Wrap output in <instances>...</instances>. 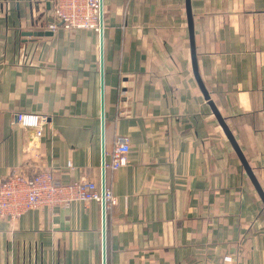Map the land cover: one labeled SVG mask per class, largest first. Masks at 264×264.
Wrapping results in <instances>:
<instances>
[{
  "label": "crops",
  "instance_id": "crops-1",
  "mask_svg": "<svg viewBox=\"0 0 264 264\" xmlns=\"http://www.w3.org/2000/svg\"><path fill=\"white\" fill-rule=\"evenodd\" d=\"M53 4L0 0V182L48 169L102 184L100 33L51 32ZM103 7L106 159L130 142L105 174L106 264H264V0ZM190 17L200 78L257 184L197 81ZM19 112L47 116L39 140ZM0 264H103L102 205L0 218Z\"/></svg>",
  "mask_w": 264,
  "mask_h": 264
},
{
  "label": "built area",
  "instance_id": "built-area-1",
  "mask_svg": "<svg viewBox=\"0 0 264 264\" xmlns=\"http://www.w3.org/2000/svg\"><path fill=\"white\" fill-rule=\"evenodd\" d=\"M47 28L56 32L60 28H91L100 33L101 0H54L53 8L44 18ZM17 123L35 129L36 139L43 134L47 116L29 112H19ZM129 138L120 135L116 138L110 160L105 159L102 168L117 170L128 162ZM111 190L88 178H80L67 184H58L51 170L26 174L13 170L0 182V218L16 220L26 211L34 208H54L68 205L73 201L95 200L106 210L115 202Z\"/></svg>",
  "mask_w": 264,
  "mask_h": 264
},
{
  "label": "water",
  "instance_id": "water-1",
  "mask_svg": "<svg viewBox=\"0 0 264 264\" xmlns=\"http://www.w3.org/2000/svg\"><path fill=\"white\" fill-rule=\"evenodd\" d=\"M189 4V2H188ZM189 16H190V11H189ZM103 27H104V7H103V0H101V29H100V49H101V120H102V142H103V165L105 164V159H106V152H105V103H104V59H103ZM190 33H191V44H192V55H193V64H194V72L195 76L197 78V81L200 85V88L207 100H209V104L212 106V109L219 120L220 124L224 128L226 134L228 135L230 141L232 142L235 150L237 151L240 159L242 160L247 172L253 179V181L257 184L254 176L252 175V171L250 169V166L247 164L246 159L244 158L242 152L240 151L234 137L232 134L228 131L226 124L219 114L217 108L215 107L214 103L212 100L209 99V94L206 91L204 84L200 78L199 72L196 67V55H195V45H194V37H193V24L192 20L190 17ZM32 32H28V35H31ZM258 186V185H257ZM106 187V177H105V169L103 168V176H102V190L104 191ZM261 192V191H260ZM263 199L264 195L261 193ZM103 264H106V205L105 202H103Z\"/></svg>",
  "mask_w": 264,
  "mask_h": 264
}]
</instances>
